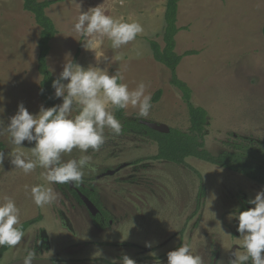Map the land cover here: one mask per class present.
Wrapping results in <instances>:
<instances>
[{"label": "rangeland", "instance_id": "rangeland-1", "mask_svg": "<svg viewBox=\"0 0 264 264\" xmlns=\"http://www.w3.org/2000/svg\"><path fill=\"white\" fill-rule=\"evenodd\" d=\"M54 1L46 10L57 29L47 56L54 77L63 70L69 53L84 67L97 65L95 53L83 47V38L73 25L80 8L87 11L103 3L108 14L136 20L144 32L118 50H113L111 41L104 37L96 56H107L110 63L101 58L98 66L108 67L111 74H122L130 90L141 81L148 85L146 94L151 97L162 90L148 117H140L138 108L132 106L125 109L126 117L188 131V109L180 92L170 84L169 70L154 61L148 43L156 40L163 46L165 0ZM177 27L180 31L175 37V52H196L182 58L176 74L191 89L192 103L207 112L204 148L215 156L254 152L264 164V0H183ZM39 33L21 0H0V93L5 98L0 104L5 109L0 120L5 125L19 103L23 102L32 114L43 105L39 97L42 77L37 70ZM136 50L142 54L136 56ZM106 137L99 151L89 149L87 155L92 157L95 171H86L80 184L91 186L89 191L102 208L99 221L104 223V236L110 228L118 230L129 224L133 227L115 236L122 235L132 244L113 247L103 243L107 238L97 236L95 231L97 214L90 217L88 208L65 184L52 185L58 199L52 205L38 207L30 189L44 183V170L37 168L25 175L15 169L7 157L15 146L5 133L0 135L6 156L0 165V198L9 196L16 201L21 224L38 217L40 220L26 229L25 238L16 248L4 253L0 264L21 259L30 249L38 252V258L52 256L57 264L120 263L125 254L133 260L145 258L140 264H167V253L182 243L189 244L204 264H212L214 258L216 264H229L232 250L236 246L234 251L242 250L238 220L230 216L237 208L245 210L244 204L253 207L247 201L264 185L192 157L184 165L153 161L150 158L156 155V144L139 135L120 137L106 129ZM33 146L24 142L29 156ZM80 155L74 149L64 159ZM121 166L114 174L103 176ZM201 189L203 195L198 198Z\"/></svg>", "mask_w": 264, "mask_h": 264}, {"label": "clouds", "instance_id": "clouds-1", "mask_svg": "<svg viewBox=\"0 0 264 264\" xmlns=\"http://www.w3.org/2000/svg\"><path fill=\"white\" fill-rule=\"evenodd\" d=\"M102 4L87 11L80 8L73 25L74 31L83 38V47L95 53L97 65L84 67L75 62L70 53L66 54L63 70L51 85L53 98H62V103L47 108L41 105L39 112L32 114L21 102L6 125L0 120V135L6 133L15 146L7 153L11 165L25 175L37 168L44 170L41 173L44 183L33 185L30 189L31 198L38 207L52 205L58 199L59 194L52 185L83 183L86 171H95L92 157L87 155L89 149L99 151L106 142V129L113 135L122 132V124L116 118L115 110L132 106L138 108L140 117L146 118L152 108V97L146 94L148 85L145 82L141 81L135 89L130 90L123 82L122 74H111L108 67L98 66L101 58L109 61L107 56H96L104 37L111 41L113 50H118L144 32L140 22L113 17ZM141 54L136 50V56ZM4 99L0 93V104ZM4 111V107L0 106V113ZM25 141L34 143L30 156L24 151ZM74 149L81 155L65 160L64 156ZM5 158V153L0 152V165H3ZM247 203L253 207L243 211L237 208L230 216L238 220L237 231L242 250L231 253L233 258L229 264H264V189ZM20 217L21 210L12 197L0 198V247L14 249L25 238ZM21 260L22 264H33L42 259L38 258L35 249H30ZM120 262L136 264L127 254L122 256ZM167 264L204 262L189 244L182 243L167 253Z\"/></svg>", "mask_w": 264, "mask_h": 264}, {"label": "trees", "instance_id": "trees-1", "mask_svg": "<svg viewBox=\"0 0 264 264\" xmlns=\"http://www.w3.org/2000/svg\"><path fill=\"white\" fill-rule=\"evenodd\" d=\"M21 1L23 10L33 16L36 25L40 29L37 44V70L42 77L39 83V97L46 108L51 107L58 104L59 99L53 98L54 89L51 85L52 81L57 77H54L48 68L47 56L50 52V43L57 35V29L53 20L46 14V10L51 5H53L55 1ZM181 1L183 0H165V11L163 16L165 26L161 35L163 46H161L156 40H148V43L154 61L163 65L169 70L171 74L170 84L181 94L182 101L186 105L189 113V129L187 132H184L176 128H169L168 133H159L140 124L139 121L141 119L139 118H127L125 109H120L115 110V116L122 124V132L119 134V136L130 138L133 135H139L144 139L154 142L157 147V152L155 156L150 158L153 161H165L175 165H184L186 159L192 157L223 168L227 171L242 175L259 185H264V164L260 162V159L262 158L256 153L253 152L252 156L250 153L247 155H242L235 152H223L215 156L204 148V138L206 135L207 126V112L205 109L196 107L192 103L191 89L184 82L179 80L176 74L177 67L180 64L182 58L196 54L194 51H187L182 55H179L175 52V37L180 31V29L177 27V17L178 8ZM262 37L264 49V27L262 29ZM161 95L162 90H157L153 94L151 102L157 103ZM4 150L5 145L0 142V152H3ZM139 162L140 161H137L135 163L138 164ZM65 185L80 204H83V202L80 199L77 190L85 195L88 199L96 203L93 199L94 194L89 191V188L91 187L90 185L82 186L80 183L72 184L74 188H70V183ZM202 195L203 191L201 189L198 198L202 197ZM199 203L200 202L198 201L196 205L197 211ZM100 219L101 215H97L95 217V221H97L98 224H100ZM39 220L40 217L24 222L22 223V226L26 231L27 228ZM9 249L10 248L7 246L0 247V260L4 253ZM135 261L136 264H140L145 261V258H139ZM107 264H121V262Z\"/></svg>", "mask_w": 264, "mask_h": 264}, {"label": "water", "instance_id": "water-1", "mask_svg": "<svg viewBox=\"0 0 264 264\" xmlns=\"http://www.w3.org/2000/svg\"><path fill=\"white\" fill-rule=\"evenodd\" d=\"M139 123L148 127L149 129L154 130V131L159 132V133H168L169 132V127L165 124H158V123L148 122L145 120H140ZM122 167L123 166L115 169L114 171L106 172L105 174H103V176L112 175L116 171L120 170ZM77 192H78L80 199L84 203V205L88 208V210L91 212V214L93 216H95V214L98 212V210L95 208L93 203L86 196H84L81 192H79V191H77ZM39 259H42V260L34 261L33 264H55L52 260H50L48 258H39ZM216 261H217V259L214 258L212 261V264H216ZM9 264H22V260L17 259V260L10 262Z\"/></svg>", "mask_w": 264, "mask_h": 264}, {"label": "crops", "instance_id": "crops-1", "mask_svg": "<svg viewBox=\"0 0 264 264\" xmlns=\"http://www.w3.org/2000/svg\"><path fill=\"white\" fill-rule=\"evenodd\" d=\"M107 176V175H106ZM101 177H99V179H100ZM99 179H95V180H99ZM102 197V196H101ZM104 202V201H103ZM106 202V201H105ZM104 202V203H105ZM108 202V201H107ZM106 202V203H107ZM108 207L110 208V206L108 205ZM141 212V211H140ZM60 217L62 218V215H60ZM82 219H83V222L84 221H86L83 217H82ZM81 219V220H82ZM112 226V225H111ZM126 227L129 229V228H131V227H133L132 225H129V224H125V225H122L118 230H113L112 228H110V230H108V232H107V234L108 235H106V236H104V229H96L95 231L98 233V235L97 236H100V237H102V238H104V237H106L107 239H104L105 241H103V243H105V244H107V245H109V246H111V245H113V247H116V245H120V246H122V245H125V244H130L132 241L131 240H128L126 237H123L122 235H120V236H115V234L116 233H121V232H124L125 230H126ZM137 230H140V229H138V228H136ZM110 239V240H109ZM81 240H82V238H81ZM93 240H95V239H93ZM92 242H94L95 243V241H92ZM100 242V241H99ZM85 243V242H84ZM101 243V242H100ZM132 244V243H131ZM134 244V243H133ZM45 257H47V258H53L52 256H49V255H46ZM63 260V259H62ZM64 261V260H63Z\"/></svg>", "mask_w": 264, "mask_h": 264}, {"label": "flooded vegetation", "instance_id": "flooded-vegetation-1", "mask_svg": "<svg viewBox=\"0 0 264 264\" xmlns=\"http://www.w3.org/2000/svg\"><path fill=\"white\" fill-rule=\"evenodd\" d=\"M99 177H101V176H99ZM99 177H97V178H95V179H99ZM72 184L70 183V187L71 188H74L73 187V185L71 186ZM82 186H86V185H84V184H81ZM76 189V188H75ZM78 191V190H77ZM85 196V195H84ZM90 200V199H89ZM91 201V200H90ZM92 203H93V205L95 206V208L98 210V212L96 213L97 215H101L102 214V208H101V206L100 205H97L96 203H94L93 201H91ZM82 205H84V203L82 204ZM85 206V205H84ZM99 206H100V208H99ZM245 209H247V208H249L248 207V205L247 204H244V206H243ZM89 215H90V217H93V215L91 214V212L89 211V213H88ZM100 222V221H99ZM102 224H104V223H101L100 222V224H97V226H98V228L95 226V229H102L101 228V226H102ZM109 224V223H108ZM237 234V233H236ZM235 247V246H234ZM233 247V248H234ZM232 248V249H233ZM236 248H238L237 246H236ZM236 248H234V249H236ZM234 249L232 250V252L234 251ZM46 256V255H45ZM44 258H47V257H44ZM48 259H50V260H52L53 262L56 260L55 258H48ZM56 262V261H55ZM54 262V263H55ZM110 263H112V262H110ZM55 264H57V262L55 263Z\"/></svg>", "mask_w": 264, "mask_h": 264}]
</instances>
